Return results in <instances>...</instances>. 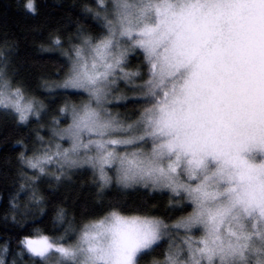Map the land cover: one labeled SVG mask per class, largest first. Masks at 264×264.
Segmentation results:
<instances>
[{
    "label": "snow or ice",
    "instance_id": "obj_1",
    "mask_svg": "<svg viewBox=\"0 0 264 264\" xmlns=\"http://www.w3.org/2000/svg\"><path fill=\"white\" fill-rule=\"evenodd\" d=\"M26 8L35 13L34 0ZM97 9L105 31L73 45L58 85L88 97L60 109L70 121L53 134L68 146L21 160L37 179L48 165L86 166L101 189L167 190L182 214L166 222L111 210L24 248L36 264H141L164 246L161 264H264V0H97ZM137 50L143 74L125 70ZM121 80L134 95L120 99L142 102L131 119L108 107ZM42 107L0 69V108L24 123Z\"/></svg>",
    "mask_w": 264,
    "mask_h": 264
},
{
    "label": "trees",
    "instance_id": "obj_2",
    "mask_svg": "<svg viewBox=\"0 0 264 264\" xmlns=\"http://www.w3.org/2000/svg\"><path fill=\"white\" fill-rule=\"evenodd\" d=\"M28 0H0V69L13 88L21 87L26 99L39 108V118L30 116L21 123L11 109L0 108V253L4 264H36L39 260L24 248L25 238L39 234L59 238L75 235L85 223L101 219L117 210L125 216H142L168 221L178 219L184 205L167 190L142 186L125 188L113 181L103 189L89 167L60 169L52 164L47 175L35 178L21 157L41 154L50 144L60 142L56 121H70V112L61 113L87 102L86 93L64 90L58 85L69 70L71 48L83 36L101 35L105 13L97 12V0H34L36 12L26 8ZM59 37L61 46L53 41ZM130 72L146 70L143 55H130ZM123 97L134 95L121 87ZM108 107L113 115L131 119L141 108L140 101L119 99ZM43 137V139H38ZM65 146V142H60ZM66 147V146H65ZM64 171L60 180L55 176ZM38 175V174H37ZM65 213L61 222L60 211ZM71 225L67 234L64 229ZM175 243V242H174ZM167 246L145 255L141 264H160Z\"/></svg>",
    "mask_w": 264,
    "mask_h": 264
},
{
    "label": "rangeland",
    "instance_id": "obj_3",
    "mask_svg": "<svg viewBox=\"0 0 264 264\" xmlns=\"http://www.w3.org/2000/svg\"><path fill=\"white\" fill-rule=\"evenodd\" d=\"M122 86H124L125 87V89H129L128 87H126L125 86V81H123V80H121V81H119V83L117 84V86L116 87H118L119 88V90H123L121 87ZM118 93H120V91H118ZM87 94V93H86ZM114 96L116 97V98H119L120 99V97H123L122 95H118V94H115L114 93ZM116 102H119V100H116ZM61 142V141H60ZM59 142V143H60ZM65 142V141H64ZM65 146L67 147L68 145H67V143L65 142ZM111 174V173H110ZM115 182V181H114ZM27 251V250H26ZM28 252V251H27ZM29 253V252H28ZM50 264H51V262H50ZM161 264V263H160Z\"/></svg>",
    "mask_w": 264,
    "mask_h": 264
},
{
    "label": "bare ground",
    "instance_id": "obj_4",
    "mask_svg": "<svg viewBox=\"0 0 264 264\" xmlns=\"http://www.w3.org/2000/svg\"><path fill=\"white\" fill-rule=\"evenodd\" d=\"M125 70L128 71V72H130L127 68Z\"/></svg>",
    "mask_w": 264,
    "mask_h": 264
}]
</instances>
